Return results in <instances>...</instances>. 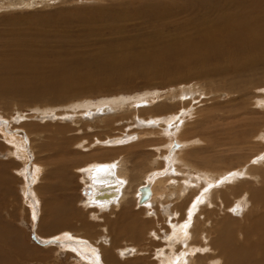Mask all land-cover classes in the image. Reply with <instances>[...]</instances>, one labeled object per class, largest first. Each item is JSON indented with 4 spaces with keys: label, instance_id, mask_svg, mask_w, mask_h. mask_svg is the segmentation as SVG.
Wrapping results in <instances>:
<instances>
[{
    "label": "rangeland",
    "instance_id": "obj_1",
    "mask_svg": "<svg viewBox=\"0 0 264 264\" xmlns=\"http://www.w3.org/2000/svg\"><path fill=\"white\" fill-rule=\"evenodd\" d=\"M152 1H158L160 3L162 1L168 3L169 1L171 4L173 2L183 3V0ZM142 3L143 0H25V2L24 0H0V38L2 39V43L0 41V73L5 59L7 63L17 64L21 58L22 63H28L29 65L39 64L40 71H43L42 74L45 73L44 76L46 73L59 76L63 70H68L70 76L74 78L81 77V81L78 78L79 81L74 82L76 85L71 87L73 89L68 91V97H63V99L59 97L57 101H53L45 95L44 92L46 88H35L33 86L20 87V89L15 90L19 95L12 98L5 96L6 99H0V106L4 107L2 109L3 111L0 110V119L2 121L5 120L6 122V120H8L7 118L9 117L6 115L12 116L13 114L16 116V110L19 112L23 110L27 115H30L28 120L25 119L21 124L14 125L13 129L12 125L9 127L7 126V129L10 128L13 134L19 133L21 139L25 141V147H27V152H29L28 158L22 155L25 159V163L23 159H14L13 155H10L11 148H9L7 143L0 137V264H83L81 259H78L74 254H70L66 250H61L63 248H60V250L57 248L55 242L57 243V240L59 241L62 238H56V235L65 232L64 230L79 235L81 239H86L93 244L94 247L98 246L103 248L105 246L102 244L100 236L103 234L108 236L111 235L108 234L106 226L101 227L100 225L99 227L95 225L98 222H105V218H103V215H99L100 217H98L97 220L95 219L97 217H92L91 214H88L87 211L83 209L84 207H82L88 200L87 198L93 195L95 191L89 185H85L82 180L83 175L81 169L85 168L84 166L87 164L90 165L97 159V161L105 163L106 160L108 161L117 156H122L120 160H127V162H130L129 165L132 173H144L150 168V159L154 165L152 168H154L158 165V160L161 158L159 157L160 154L158 151L154 148L155 145L162 144L161 142L166 139L168 141L171 139L172 143H176L175 148L178 147L180 149L183 144L180 143L179 140H185L186 143L188 142L187 140H191L189 143L192 144H187L189 160L179 156V159L175 161V157H173L175 165H179L176 167V170L180 172L176 174L173 173V177L178 176V178H185L189 181L196 180L193 175L199 174L200 171V173H206L208 177L213 180L218 179V183L229 174H235L237 177L238 174H240V177L245 176L243 180L246 182H253L255 187H261L262 177H260L259 174L264 171V108H262L264 105H258V101L260 99L264 101V60L258 61L259 63L254 62L252 67L247 65L246 68H242L241 66H234L232 64H227L223 67L224 63L222 65L219 64L217 68L213 69L208 66H201V64L197 62H189L182 58L180 59V57L175 54L167 53L163 57L165 65L159 68L148 67L149 61L146 65L142 66L137 61H131L132 59L127 60L126 64H122V67L113 66L111 64L106 66L103 65V59L99 56L103 53L109 58V55L106 53L109 52L110 47L111 50L113 49L110 54L114 55H117V53L125 48H130L135 51L137 50V45L141 43V41H145L151 34L157 32L158 27L157 24L153 22V19L147 18L141 14L124 19L118 17L121 13L126 12V10L133 12L140 9ZM225 3L230 4V6L232 8L234 7L236 10L240 8V13H243L245 8L250 10L251 8H256L255 6L258 4L259 7L262 4L264 6V0H232L231 2ZM238 4L241 7H239ZM259 11L261 13L260 8ZM195 12L202 13V11H195L190 8L186 11H182V14L177 18V15L172 17V19L169 18L170 21H168L167 24H163V33L169 38L173 36L175 38L178 37V39L182 38V40L183 38L189 37L190 35L188 34L190 33L194 35L193 33L195 32H193L192 23H183L195 17ZM162 13L163 10L160 11V14ZM172 15L173 13H171V16ZM169 19L164 18L162 22ZM189 26H192V28ZM220 28L216 27L215 32L219 30L217 32L218 35L222 36V39L225 40L226 35L223 36L221 34L225 32L224 30L226 29L224 27ZM2 31L4 32L3 34H1ZM192 37L195 43L200 40L202 35L199 34ZM22 42L33 46L34 49L31 51L24 47ZM227 46L229 45H224L223 51H226ZM166 61H168V63H166ZM198 70L199 72H197ZM11 76L14 78H27V75L21 72V70H17L12 73ZM38 83L40 84L41 82L38 81L37 84ZM59 86L61 85L53 87L55 94L60 93L58 90L60 88ZM24 88L29 90V93H34L33 95L36 96L38 95L37 98H39V95L43 94L45 100H24L23 94L21 93V90ZM184 89H187L189 92ZM30 90H32V92ZM149 93H151V95H149ZM139 94L141 96H146L147 94L150 96H147L148 98L157 94L160 100L156 98L154 100L157 101L152 100V103L151 100L144 102V104L139 103L138 106H134L136 109L132 108L128 111L119 108L120 110L111 113V115L107 117H99L100 119L97 118L93 122L86 120L87 123H90L88 126H86V123L82 124V121L86 119V117H78V119H75V122L73 124L70 123L69 126H66L62 119H56L62 120L57 122H42L35 117L31 118L33 112L32 108H29L35 103L42 108L46 106V104L52 103V106L57 107V110L54 108L56 111L55 114L58 112L69 113L72 110H69L66 105V107L60 105L63 101H73L74 98H76L75 101L82 99L88 101L89 99V101H93L96 105H99L104 101H110V99H128L133 96H140ZM177 94H179V96H177ZM36 96L34 97L36 98ZM78 97L82 98L78 99ZM158 104H165L164 106L167 107L166 110L169 113L173 112L179 115L178 120L175 121L173 118L172 120L175 122L168 123L165 128L163 127L161 129L170 131L168 134L165 133L166 137H157V132L153 133V130L157 128L152 120L150 121V119H148L149 116H147L146 119L145 116L139 115V111L146 110ZM192 108L196 111L194 112ZM203 108L207 109V112H205ZM168 112L164 114H168ZM187 112H189V114ZM128 114L130 118L127 116ZM191 114L194 115L192 116ZM125 115L129 118L128 120H126L127 118ZM138 118L140 121H137ZM112 119H116L115 122ZM176 122H178V129H176L177 127L174 125ZM240 122L243 123L241 124ZM25 123L29 125V128L25 126ZM111 123L113 124L112 127L110 125ZM114 123L116 125H114ZM194 124L197 125L194 126ZM34 125L36 128H34ZM151 125L154 127L152 128ZM0 126H2V124ZM38 126H41L42 129L40 127L38 129ZM189 126L191 127L189 128ZM25 127L28 128L27 130L29 133H27L28 131L25 130ZM115 128L116 130H120L116 131ZM14 129H16L17 132ZM246 129L248 131L247 133L244 132ZM161 130L160 133H162ZM257 130L260 131L257 132ZM171 131H173V134H171ZM128 132L130 133L128 134ZM138 132H142L141 136L143 137H132L134 136L133 134L139 137ZM229 133L231 134L228 136ZM243 134L244 136H242ZM112 135L129 138V141L119 143L121 146L114 142V144L111 145L106 144V142L111 140V137H113ZM82 136L84 137L82 138ZM108 136H110V138ZM101 137H103V141ZM98 138L102 141V144L96 145L94 150L91 148L86 152L84 146H89L94 139ZM30 139H32V141H30ZM227 141H229V143L232 141V145L230 144L229 146L228 143L227 146ZM225 142L226 144H224ZM132 143H134L135 146L134 144L132 145ZM153 144L154 146L152 147ZM107 145L109 146L107 147ZM233 145H235L237 149L235 146L233 147ZM35 146L38 147L36 148ZM102 146H104V150ZM231 147L234 149H231ZM100 148L101 150L97 151ZM90 152H93V155ZM178 152L175 151V154ZM180 161L184 163L182 164ZM43 166L45 168H41ZM17 167H20V169H17ZM33 167H35L36 170L34 169L33 171ZM253 167H255V169H253ZM24 168L28 177L26 175L22 177L18 172L20 170L23 171ZM152 168H150L148 172H150ZM203 168H206L205 171ZM182 169H185V171ZM32 171H40L37 180L35 175H33L35 173H32ZM25 181L27 182L25 183ZM201 182H203V184L205 183L204 180ZM201 182H197V184L199 183L197 186L191 185L194 188H191L189 184L187 186H184L185 184L181 186V184L175 183L173 180L166 183V190L164 189L159 192L158 197L161 198L152 206L157 211L156 213L159 212V218L146 221V218L150 216L148 215L149 211L145 213L147 211L144 208L143 213H140L143 215V223H145V226L146 222H148L149 225L152 223L150 227H157L156 229L158 230V228L163 229L164 225H167L168 219L177 220L184 217V215L185 219H187V212L195 203V201L192 202L191 206L188 207V200H190V203L192 199L197 198V194L194 195L195 192H191V190L200 188L199 185H202ZM212 183V180L207 182V184ZM222 184L220 190H225V193H229L231 191L230 186L226 185L225 182H222ZM168 185L171 186L169 187ZM255 187L253 186L256 190L257 188ZM37 189L38 192L36 191ZM51 192H53V194H51ZM220 192L209 191V193H211V195H208L209 201L210 199L211 201H215L214 197ZM36 195L39 196L37 197ZM220 200L221 198L218 197L215 207L220 208ZM246 201V209L249 208L248 210L250 212L252 200L247 191ZM31 202H33V204ZM249 203L250 205L248 207ZM243 204L245 205V202H243ZM67 205H70L74 214H78L77 219H74L73 223H70L69 215L65 217L62 216L64 215L62 209ZM49 208H51L53 213H47ZM31 209L36 215L33 214ZM197 209H199V211L195 213V216H199L196 218L199 219V217H204L206 219L205 223L201 222L200 224L202 225V223H204L203 225L206 226H204V228L202 225V227L199 228L201 233L195 237L196 234L194 229L197 223L195 218H193L196 224L193 220L190 222V230H188L190 234L186 236L185 242H187L188 246H194L199 249L201 245L211 247L212 245L210 242L216 235V232L210 228L211 221L207 222L209 216L206 212L211 208L204 203L201 209L200 206H198ZM167 210L172 214V216H168L167 214L168 218L165 215ZM175 210L179 213L178 215H176L177 212ZM139 211V208L135 205L131 208L129 213L132 214ZM130 214L128 217L135 216V214L139 215L138 213ZM245 214L246 211L244 214L237 217H242ZM141 215L139 216L142 217ZM107 216L109 217V215ZM112 216L113 215H111V217ZM135 217L137 218V216ZM160 217L162 218L160 219ZM165 217L167 221H165ZM118 219V215L110 218L112 223L110 227H112L113 234V224L115 220L116 222L121 220ZM198 221L202 220L199 219ZM244 221L245 219H243L240 225ZM124 223H126V221H124ZM54 225H60V227L53 230ZM90 226H93L92 229ZM139 229L140 230H136L140 233L142 230L141 226ZM134 230V228H131L128 231L132 232ZM127 233L124 235L115 233L118 236L116 244L121 247L136 242L134 246H136L138 251L136 250L137 252L135 254L138 256L136 257L133 255L132 260H136L137 264H155L158 261L157 256L160 247L157 244H162V241L159 240V242L157 241L158 239L154 240L151 233H144L143 238L138 239L139 241H135L133 239L131 240V237L128 238L125 236ZM199 236H201V238ZM92 238H94V240ZM153 240L154 242H152ZM185 242H181L180 246L185 248ZM108 245L112 246L113 244ZM218 253L217 250L213 249V256ZM172 255L168 256L171 257ZM139 257L143 259L140 260ZM174 258L178 259L176 257ZM232 258L233 255L230 256L229 260H232ZM122 262L129 261L122 260ZM224 262L225 259L223 257L221 264Z\"/></svg>",
    "mask_w": 264,
    "mask_h": 264
},
{
    "label": "bare ground",
    "instance_id": "obj_2",
    "mask_svg": "<svg viewBox=\"0 0 264 264\" xmlns=\"http://www.w3.org/2000/svg\"><path fill=\"white\" fill-rule=\"evenodd\" d=\"M231 1L232 0H188V1L183 0V3L182 2L181 3L173 2L171 4V2H169V1H168V3H165L163 1L160 3L158 1L154 2L152 0H143V3L140 5V7H141L140 9H137V10L133 9V10H135L133 12H129V10H126V12L121 13L118 17L124 19V18L130 17V16H133V15L141 14L143 16H146L147 18L153 19V22L155 24H157V27H158L157 32L154 34H151L148 39H145V41H141V43H139L137 45V50H135V51L131 50L130 48H127V49L125 48L122 51H120L119 53H117V55H118L117 56L114 54H110L113 50V49L111 50V47H110L109 52L106 53L109 55V58L107 56H105V54H103V53L100 54L101 56H99L100 58L103 59L102 64L105 66L111 64L113 66L122 67L123 66L122 64H126L127 60L132 59L131 61H137L142 66L146 65V63L149 61L148 67L159 68V67H162V65H165L163 57L167 53L168 54L171 53V54H175L176 56H179L180 59L182 58L183 60H187L189 62H197V63H200L201 66H208L209 68H213V69L217 68L219 64L222 65L224 63L225 64L223 67H225L227 64H232L234 66L235 65L241 66L242 68L243 67L246 68L247 65H250V67H252L254 62L264 60V6H263V4L260 5V7H259V4L257 6L254 5L256 8H251V10L245 8V11L243 13H240V10H239L240 8L238 10H236L234 7L232 8L230 6V4L225 3V2H231ZM241 1H243V0H241ZM24 2H25V0H24ZM2 3H3V1H2ZM250 4H251V2H250ZM30 6H31V4H30ZM238 6H239V4H238ZM239 7H241V6H239ZM190 8L194 9L195 11H197V10L202 11V13H196L195 12L197 16L195 15V17L190 18V20H188L186 23H183V24L192 23L193 28H192V26L191 27L189 26V27L193 29V32H195V33H193L194 35H199V34L202 35L200 40H198V42L194 43L193 39H192L193 38L192 36H194V35H191V33L188 34V35H190L189 37H187L185 39L183 38V40H182V38L178 39V37L175 38L173 36H172V38H169L167 35H165L163 33V27H164L163 24H167V22L170 21V19H172V17L177 15L176 16V18H177L178 16H180L182 14L181 13L182 11H186ZM259 8L261 10V13L259 11ZM161 10H163L162 14H160ZM171 13H173L172 16H171ZM164 18H166V19L170 18V19L165 21V22H162V20ZM158 24H161V25H158ZM216 27H218V28L224 27L226 29V30L223 29L225 32H223L221 35H223V36L226 35L227 39L225 38V40H224V39H222V36L218 35V33H217L219 31L218 29H217L218 31L215 32ZM3 33L4 32L2 31L1 34H3ZM1 40L2 39L0 38V41ZM12 41H13V39H12ZM1 43H2V41H1ZM22 44L24 47L30 49L31 51L34 49L33 46L28 45L24 42H22ZM226 44L229 46H227L226 51H223V47ZM14 48H18V47H14ZM142 62H143V64H142ZM166 63H168V61H166ZM255 64H257V63H255ZM39 66H40L39 64H30L29 65L28 63H22L21 58L17 62V64L7 63V60L5 59L4 64L1 67L2 70L0 73V99H3V98L6 99L5 96L12 98V97L19 95L15 90L20 89V87L23 88L25 86H33L35 88H38V87L46 88L47 92L46 91L44 92L45 95H47V97L52 99L53 101H57V100H59V99H57L59 97H61V99H63V97H68V94H69L68 91L73 89L71 87L76 85V84H74V82L79 81L78 78L81 81V77L74 78V77L70 76V74H68L69 73L68 70H63L62 73L59 74V76H57V75L53 76L52 73H50V74L46 73V75L44 76L45 73L42 74L43 71H40ZM118 67H115V68H118ZM17 70H21V72L25 73L27 75V78L26 77L25 78H14L13 76H11L12 73L16 72ZM197 72H199V70ZM32 73H34V74H32ZM54 74H57V73H54ZM59 77H61V78H59ZM38 81H40L41 83L37 84ZM68 83H69V85H68ZM57 85H61V86H59L60 87L59 88L60 93H56V95H55L53 92L54 91L53 87H56ZM49 88H52V89H49ZM184 90L187 91V89H184ZM28 91L29 90H27L26 88L21 90V93L23 94L22 96H23L24 100H28V101H32V100H36V99L37 100H39V99L45 100V96H43V94L39 95V98H37L38 95L37 96L33 95L34 93H29ZM30 91L32 92V90H30ZM187 92H189V91H187ZM151 93H149V95H151ZM147 94H146V96H141L139 94L140 96H133V97H130L128 99H118V98L117 99H110V101H108V102L102 101L103 103H101L99 105L98 104L96 105V103H94L93 101H89V99H88V101H86V99L75 101L76 98H74L73 101H71V100H67L68 102L63 101V103H61L60 105H63V106L66 105L67 108H69V110H72L69 113L58 112L57 114H55L56 111L54 110V108L56 109L57 107L52 106V103L46 104V106H43V108L41 106L39 107V105L38 104L36 105V103H35V104H32V106H30L29 108L30 109L32 108V112H33V115L31 116V118L35 117L37 120L40 119L42 122H48V121H50V122L56 121L57 122V121L63 120L64 124H66V126H69L70 123L73 124L75 122V119H78V117H81V118L86 117V119H84L82 121V124L86 123V126H88V124H90V123L89 122L87 123L86 120L93 122L95 119H97L99 117H107V116L111 115V113H114V112H117L118 110H120L119 108H123V110H127V111L131 110L132 108L136 109V107H134V106H138L139 103L144 104V102H146L148 100H151V103H152V100L158 98L157 94L155 96L152 95L151 98H148L147 96H149V95H147ZM172 94H173V92H172ZM34 96H36V98ZM177 96H179V94H177ZM79 98H82V97H78V99ZM123 98H125V97H123ZM158 100H160V98H158ZM154 101H157V100H154ZM259 104L264 105V101L260 99L258 101V105ZM164 105L165 104H158L156 106L149 107L146 110L139 111L140 112L139 115L145 116L146 119H147V116H149L148 119H150V121L152 120L153 124L157 128V129L153 130V133L157 132V134H156L157 137L158 136L159 137L160 136L166 137L165 133L168 134V133H170V131L165 130V129L161 130V129L163 127L165 128L166 124L173 123L174 120L176 121L179 119L178 114H174L173 112L169 113L166 110L167 107ZM3 108L4 107L0 106L1 111H3L2 110ZM262 108H264V107H262ZM192 109L194 110V108H192ZM203 109H205V108H203ZM195 111L196 110H194V112ZM6 112H8V111H6ZM166 112H168V114H164ZM205 112H207V109H205ZM16 113H17V114H15L16 116H14L13 114H12V116L6 115L10 118V119L7 118L8 120H6V122H5V120L2 121L0 119V125L2 124V126H0V137L2 138L3 141H5L7 143L9 148H11L10 149L11 154L10 153L9 154L13 155L14 159H18V158H20L19 160L23 159V162L25 163V159L22 157V155L26 158H28V156H29V152H27V147H25V141L23 139H21V136L19 135V133L13 134L12 131L10 130V128L7 129V126L9 127L12 125V129H13L14 125L21 124L22 121L25 119L28 120L30 118L29 117L30 115H27L23 110L20 112L18 110H16ZM187 113L189 114V112H187ZM0 114H1V112H0ZM4 114H6V113H4ZM162 114H164V115H162ZM173 115H174V117H173ZM191 115L193 116L194 114H191ZM113 116H114V114H113ZM127 116L129 117V114ZM125 117H126V115H125ZM129 118H127L126 120H128ZM173 118H174V120H172ZM56 119H62V120H56ZM112 120L115 122L116 119L115 120L112 119ZM240 120H241V118H240ZM137 121H140V119L138 118ZM141 121H142V119H141ZM246 121H247V119H246ZM197 124H194V126ZM36 125H37V123H36ZM110 125L112 127L113 124L111 123ZM114 125H116V124L114 123ZM174 125H175V127H177L176 129H178V122L174 123ZM238 125H240V124H238ZM25 126L28 127L29 125L26 124ZM90 126H92V125H90ZM247 126H248V124H247ZM39 127L41 128V126H38V129H39ZM76 127H77V125H76ZM153 127L154 126H152V128ZM190 127L191 126H189V128ZM28 128H26L25 130H27ZM34 128H36V126ZM128 129H129V126H128ZM180 129H181V127H180ZM14 130L16 131V129H14ZM60 130H62V129H60ZM115 130H116V128H115ZM119 130H116V131H119ZM160 130L162 131V133H160ZM63 131H65V130H63ZM259 131L260 130H257V132H259ZM38 132H41V131H38ZM51 132H52V130H51ZM244 132L247 133L248 132L247 129ZM27 133H29V131ZM35 133H36V131H35ZM129 133L130 132H128V134ZM138 134H139L138 135L139 137H137L136 134H133L134 136H132V137H134V138L143 137V136H141L142 132H138ZM171 134H173V131H171ZM230 134L231 133H229L228 136ZM116 135L115 136L112 135L113 137H111L110 141H108V142L105 141L106 144H109V145L114 144V143L119 144V143H124V142L129 141V138L118 137ZM242 136H244V134ZM248 136H249V134H248ZM67 137H69V136H67ZM83 137L84 136H82V138ZM108 137L110 138V136H108ZM102 138L103 137H101V140L103 141ZM78 140H81V139H78ZM101 140L98 138V139H94L93 142L90 144L87 143V144H89V146H87V145L84 146V148H86V152H87V150H90L91 148H93V150H94V147L96 145L102 144ZM169 140L170 141H168L166 139L165 141L161 142L162 144H157L154 146V144H155L154 143L152 145V147L154 146V148L158 151V153L160 154L159 157H161V158L158 160L159 161L158 165L154 168H152L154 165L150 159L149 165H150V168H152L150 170V172H148V170L150 169L149 168L144 173H142V172L136 173V174L132 173L130 165H129L130 162H127V160L126 161L120 160V157H122V156H117V157L112 158L108 161L106 160L105 163L99 162V161H97L98 160L97 159L96 161L92 162L90 165H88V164L85 166L83 165L85 168H82V169L80 168L82 175H83L82 180L84 181L85 185H89L91 188L94 189L95 192L93 195H91L90 197L87 198L88 200L86 201L85 204H83L82 207H84L83 209H85L88 214H91L92 217H94V218L97 217V218H95L97 220H98V217H100L99 215H103V218H105V222H100V223L98 222L95 225H97L99 227H100V225H101V227L106 226L108 229V234L111 236L104 235L102 232H100L103 234L102 236H100L101 242L105 246L103 248L98 247V246L94 247V245L91 244L86 239L85 240L81 239V237L79 235H75L70 231L64 230L65 232H62L60 234L58 233L59 235L56 233L57 234L56 238H59V239H60V237L62 238L59 241L56 239L57 243L55 242V244H57V248L59 250H60V248H63L61 250H66L68 253L74 254L75 256L78 257V259L79 258L81 259V262L83 264H133V262H134V264H137L136 260H132L133 255H135L136 257L138 256L137 254H135L138 251L136 246H134L136 244V242H134V244H131V245L126 244V245H123L121 247L116 244V241L118 240V236L116 234L124 235L125 233L129 232L128 231L129 229L134 228L135 229L134 231L129 232L125 235L128 238L131 237V240L133 239V240L137 241L138 239H141L144 237V233H147V234L151 233V236L154 240L158 239L157 241H159V240L162 241V244L161 243L157 244L160 247L158 246L159 252H158V256L156 255L158 258V261L156 263L154 262L155 264H221V260L223 257L225 259V262L223 264H264V171L260 172V174H259L260 177H262V184L260 185L261 187H255L253 182H248V181L246 182L245 180H243L245 176L240 177L241 176L240 174H238V177L235 176V174H229L225 177V179H221L218 183H217L218 179L213 180V179L209 178L206 173H203V172L200 173V171H199V174L193 175V177H195L196 180H190L189 181L188 179H185V178L184 179L181 177L178 178V176L173 177V175L178 172L176 170V167L179 165L176 166L175 161L177 159H179V156H182V157L189 160V153L187 151L188 150L187 144L191 140H187L188 141L187 143L183 139H181L183 141L179 140V142L183 144L180 149L178 147L175 148L176 143H172L171 139H169ZM227 140H230V139H227ZM244 140H246V139H244ZM30 141H32V139H30ZM225 141H226V139H225ZM134 143H132V145ZM228 143H229V141H227V146H228ZM231 143H232V141H230L229 146ZM189 144H192V143H189ZM224 144H226V142ZM109 145H107V147ZM130 145H131V143H130ZM76 146H79V145H76ZM113 146H115V145H113ZM134 146H135V144H134ZM234 146L235 145H233V147ZM35 147L37 148L38 146H35ZM103 147L104 146H102V149H103ZM105 147H106V145H105ZM122 147H124V146H122ZM30 148H32V147H30ZM235 148H236V146H235ZM231 149H234V148L231 147ZM100 150H101V148L98 149L97 151H100ZM29 151H30V149H29ZM52 151H53V149H52ZM175 151L176 152L179 151V152L177 154H175ZM33 152H35V151H33ZM39 153H41V152H39ZM83 153H85V152H83ZM90 153L93 155V152H90ZM173 157H175V161H173ZM195 157H197V156H195ZM31 162H32V160H31ZM181 163L183 164L184 162H181ZM20 166H21V164H20ZM61 167H63V166H61ZM255 167H253V169H255ZM18 168L20 169V167H17V169ZM41 168H45V167L43 166ZM34 169H35V167H33V171H34ZM205 169H204V171H205ZM78 170H79V168H78ZM208 170H209V168H208ZM12 171H13V169H12ZM33 171H32V173H35L33 175H35V178L37 180V177H38L40 171L39 172H33ZM183 171H185V169ZM18 172H19V174H21L22 177L24 175H26L25 168L23 169V171L20 170ZM178 173H180V172H178ZM224 175H226V174H224ZM22 180H23V178H22ZM24 180H25V178H24ZM171 180H173V182H175V183L181 184V186H183L184 184H185L184 186H187L188 184L190 186L191 185L197 186L202 180H204L205 183L203 184V182H201L202 185L201 184L199 185L200 188H195L194 190H191V192L192 191L195 192L194 195L197 194L196 195L197 198L196 199L194 198L195 200L192 199V201L190 203H189L190 200H188V203H189V204L187 203L188 207L191 206L192 202L195 201V203L193 206H191V208L187 212V216H188L187 219H185V215H184V217L177 219V220L168 219V223L166 222L167 225L166 226L164 225L163 229L158 228V230H157L156 229L157 227L151 228L150 225L152 223L149 225L148 222H146V221H149L150 219L156 220L160 216L158 214L159 212L156 213L157 211L152 206H154L155 205L154 203L158 199L161 198V197L160 198L158 197L159 192L161 190H164L165 184L170 182ZM209 180L210 181L212 180L213 183L215 181L216 182L214 184L213 183L207 184V182ZM26 182L27 181H25V183ZM197 182H199V183L197 184ZM222 182H225L226 185L230 186L231 191L229 193H225V190H220L221 186L223 185ZM22 183H23V181H22ZM260 183H261V181H260ZM253 186L257 189L255 190L253 188ZM191 188H194V187L191 186ZM38 189L36 190L37 192H38ZM172 189H173V187H172ZM24 190H25V188H24ZM209 191H213V192L216 191L217 193L220 191L221 192L219 194H217L216 197H214L215 201H211V199L209 201L208 195L209 194L211 195V193H209ZM246 191L250 195L251 200H252V206H251L252 208L250 209V212L248 210L249 208L246 209V205H247ZM25 192H24V194H25ZM35 194H36V192H35ZM51 194H53V192H51ZM184 194H185V192H184ZM191 195H190V198H191ZM214 196H215V194H214ZM218 197L221 198L220 208L215 207V205L217 204ZM43 198H44V196H43ZM32 200H33V198H32ZM243 202H245V205L243 204ZM31 203L33 204V202H31ZM204 203L207 206H210V208H211L208 212H206L209 216V219L207 220V222L211 221V225H210L211 227L210 228H212V230H214L216 232V235L210 242V244L212 245L211 247H209V246L207 247L206 245H204V246L201 245L200 249H199V248L194 247V246H188L187 242H185V239H186V236L188 234H190L188 232V230H190L189 225L191 224L190 222H192L193 218H195L196 223H197L196 224L195 221L193 220L194 223L196 224L195 225L196 227L194 229V232L196 234L195 237H197L201 233L199 231V228L202 227V225L205 223L206 219L204 217L203 218L199 217V219H201L202 221H198L199 219L196 217L199 215L195 216L196 215L195 213H197L199 211V209H197V207L200 206V209H201ZM25 204H27V203H25ZM135 205H137V208H139L140 211L134 212V213H138L139 215H141L140 213H143L144 208L147 211L145 213H148V211H149L148 215H150L151 217L149 216L146 218V221H145L146 226H145V223H143L144 222L143 221L144 220L143 215H141L142 217H140L139 215L135 214V216H137V218L135 216H129L128 217V215L130 214L129 211ZM174 205H175V203H174ZM249 205H250V203L248 204V207H249ZM32 206H31V208H32ZM157 206H158V204H157ZM244 206H245V208H244ZM244 209H246V210H244ZM62 210H63V214H64V215H62L63 217H65L66 215H69L68 217L70 219V223H73V220L77 219L78 214H74L73 210H71L70 205L64 206ZM34 211H36V210H34ZM158 211H159V209H158ZM245 211H246V214L244 216L239 217V218L237 217L239 215L244 214ZM32 212H33V210H32ZM47 213L48 214L53 213L51 208H49ZM60 213H61V211H60ZM134 213H132V214H134ZM33 214L36 215V213H34V212H33ZM132 214H130V215H132ZM167 214H168V216H170V215L172 216V214L169 210H167V212H165L166 216H167ZM178 214L179 213L177 212L176 215H178ZM31 215H32V213H31ZM107 215H109V217ZM111 215H113V216L111 217ZM115 215H118L119 216L118 220H120V219L121 220L119 222H116V220L114 221V224H113L114 234H113L112 233V227H110L112 225L110 218L115 217ZM168 216H167V218H168ZM106 218H107V220H106ZM161 218L162 217H160V219ZM167 218L165 221H167ZM203 219H204V221H203ZM243 219H245V221L240 225V223L243 221ZM124 221H126V223H124ZM201 222H204V223H202V225H201L200 224ZM62 225H66V224H62ZM207 225H208V223H207ZM140 226H141L142 230L139 233L138 230H140L139 229ZM204 226H206V225H203V227ZM57 227H60V225H54L53 230H55ZM92 227L93 226H90L91 229H92ZM65 229H67V228H65ZM136 229H138V230H136ZM206 231H208V230H206ZM96 234H98V233H96ZM207 234H209V233H207ZM199 237L201 238V236H199ZM92 239L94 240V238H92ZM154 240L152 242H154ZM181 242H185L184 243L185 248L180 246ZM97 244H98V241H97ZM108 244H113V245L109 246ZM182 249H184V250H182ZM213 249H215L219 252L215 256L212 255ZM187 252H188V255H187ZM117 253H118V255H117ZM144 253H145V251H144ZM168 255H172V256L169 257ZM232 255H233L232 260H229L230 256H232ZM140 256H141V254H140ZM174 257H176L178 259H175ZM142 259L140 258V260H142ZM122 260H125V261L128 260L129 262H122Z\"/></svg>",
    "mask_w": 264,
    "mask_h": 264
},
{
    "label": "water",
    "instance_id": "obj_3",
    "mask_svg": "<svg viewBox=\"0 0 264 264\" xmlns=\"http://www.w3.org/2000/svg\"><path fill=\"white\" fill-rule=\"evenodd\" d=\"M58 90H60V89H58ZM54 92V94H55V90L53 91ZM56 95V94H55Z\"/></svg>",
    "mask_w": 264,
    "mask_h": 264
}]
</instances>
